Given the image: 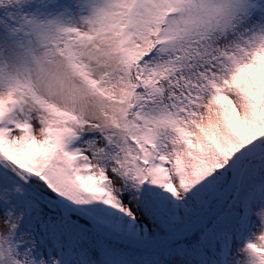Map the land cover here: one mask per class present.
I'll list each match as a JSON object with an SVG mask.
<instances>
[{"label": "snow or ice", "instance_id": "6c2138e0", "mask_svg": "<svg viewBox=\"0 0 264 264\" xmlns=\"http://www.w3.org/2000/svg\"><path fill=\"white\" fill-rule=\"evenodd\" d=\"M0 264H264V0H0Z\"/></svg>", "mask_w": 264, "mask_h": 264}]
</instances>
